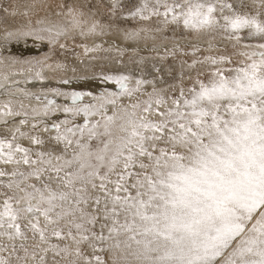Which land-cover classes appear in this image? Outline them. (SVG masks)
<instances>
[{
	"label": "snow or ice",
	"instance_id": "6c2138e0",
	"mask_svg": "<svg viewBox=\"0 0 264 264\" xmlns=\"http://www.w3.org/2000/svg\"><path fill=\"white\" fill-rule=\"evenodd\" d=\"M21 16L0 47V264H264V0ZM21 38L47 51L9 55Z\"/></svg>",
	"mask_w": 264,
	"mask_h": 264
},
{
	"label": "rangeland",
	"instance_id": "374dc122",
	"mask_svg": "<svg viewBox=\"0 0 264 264\" xmlns=\"http://www.w3.org/2000/svg\"><path fill=\"white\" fill-rule=\"evenodd\" d=\"M40 2L41 0H0V47L3 46V33L5 29L8 28L11 30L19 23H23L21 13L24 11V6ZM47 2H58V0H47ZM5 6L9 7L10 12L15 9V16L8 15L5 20V13L3 11ZM7 48L9 49V55L19 57L21 60L42 57L47 51L46 48L39 47L32 39L25 40L23 38L19 41H11V43L7 45Z\"/></svg>",
	"mask_w": 264,
	"mask_h": 264
},
{
	"label": "bare ground",
	"instance_id": "6f19581e",
	"mask_svg": "<svg viewBox=\"0 0 264 264\" xmlns=\"http://www.w3.org/2000/svg\"><path fill=\"white\" fill-rule=\"evenodd\" d=\"M6 22V21H5ZM9 27V26H8Z\"/></svg>",
	"mask_w": 264,
	"mask_h": 264
}]
</instances>
